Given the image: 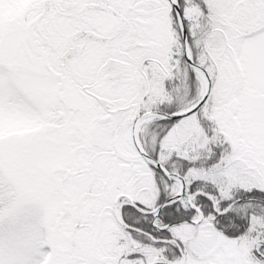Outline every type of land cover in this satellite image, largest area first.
<instances>
[{
    "label": "snow or ice",
    "instance_id": "snow-or-ice-1",
    "mask_svg": "<svg viewBox=\"0 0 264 264\" xmlns=\"http://www.w3.org/2000/svg\"><path fill=\"white\" fill-rule=\"evenodd\" d=\"M0 264H264V0H0Z\"/></svg>",
    "mask_w": 264,
    "mask_h": 264
}]
</instances>
